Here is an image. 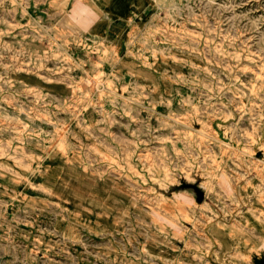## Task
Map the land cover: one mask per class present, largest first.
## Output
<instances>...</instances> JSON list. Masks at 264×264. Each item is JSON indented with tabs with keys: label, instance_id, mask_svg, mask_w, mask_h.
I'll return each mask as SVG.
<instances>
[{
	"label": "rangeland",
	"instance_id": "rangeland-1",
	"mask_svg": "<svg viewBox=\"0 0 264 264\" xmlns=\"http://www.w3.org/2000/svg\"><path fill=\"white\" fill-rule=\"evenodd\" d=\"M118 2L0 0V264H264V0Z\"/></svg>",
	"mask_w": 264,
	"mask_h": 264
},
{
	"label": "crops",
	"instance_id": "crops-1",
	"mask_svg": "<svg viewBox=\"0 0 264 264\" xmlns=\"http://www.w3.org/2000/svg\"><path fill=\"white\" fill-rule=\"evenodd\" d=\"M118 5L121 9L131 12V8L133 5L129 2V0H120ZM85 7L89 9V14L81 16L79 14L73 16V21H75L78 26L82 28H88L90 31L101 34L106 31V29L110 26L111 19H119L120 12L114 8H107V7H90L88 2L85 4ZM49 175V173H47ZM27 236H12V235H0V244L1 243H18L24 242V238ZM11 246H9V251L4 249H0V260H6L9 255L15 252V254H19L18 250L12 251Z\"/></svg>",
	"mask_w": 264,
	"mask_h": 264
},
{
	"label": "water",
	"instance_id": "water-1",
	"mask_svg": "<svg viewBox=\"0 0 264 264\" xmlns=\"http://www.w3.org/2000/svg\"><path fill=\"white\" fill-rule=\"evenodd\" d=\"M255 260H256L255 264H263L261 261H258L257 259Z\"/></svg>",
	"mask_w": 264,
	"mask_h": 264
}]
</instances>
